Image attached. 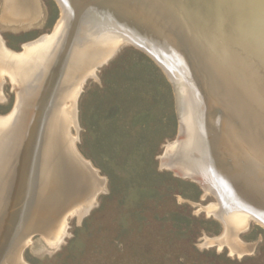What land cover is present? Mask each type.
I'll use <instances>...</instances> for the list:
<instances>
[{"label": "rangeland", "instance_id": "1", "mask_svg": "<svg viewBox=\"0 0 264 264\" xmlns=\"http://www.w3.org/2000/svg\"><path fill=\"white\" fill-rule=\"evenodd\" d=\"M38 4V20L28 27L6 23L2 18L5 0H0V36L10 51L22 54L26 44L59 28L64 18L60 2L38 0ZM92 27L91 35L98 37L97 27ZM82 28L71 30L72 37L61 40L62 46L76 49L80 40L87 38L88 27ZM121 32L122 38L131 39L128 28ZM125 40L83 84L76 101L78 130L70 128L76 140L75 152L103 183L94 200L96 205L78 214L81 206L76 205L80 202L70 204L76 207L65 216L67 231L59 246L44 236L42 230L60 204L50 136L47 153L44 149L39 161L35 158L39 163L46 155L44 176L33 189L37 201L17 229V243L26 236L31 240L23 251L24 260L27 264H264V226L250 219L246 229H235L226 215L235 220L250 213L234 204H220L212 189L191 179L196 174L182 177L175 173L181 170L170 158L179 162L182 157L190 166L194 163L187 150L170 151L182 140L172 80L159 60ZM167 52L164 62L174 64ZM4 80L0 117L7 118L14 114L22 95L24 98L26 93L27 100L33 95L26 86L15 85L7 74ZM17 129L10 136L5 133L8 129L3 132L4 148L17 146ZM235 179L239 184V178ZM85 187L80 200L92 193L90 183ZM223 190L248 204L242 191ZM55 236L53 233L49 238Z\"/></svg>", "mask_w": 264, "mask_h": 264}, {"label": "bare ground", "instance_id": "2", "mask_svg": "<svg viewBox=\"0 0 264 264\" xmlns=\"http://www.w3.org/2000/svg\"><path fill=\"white\" fill-rule=\"evenodd\" d=\"M58 1L64 13L59 28L57 27L58 29L50 36L46 35L36 42L26 44L23 47L24 53L18 54L10 51L0 36V101L3 99L1 87L6 74L11 77L15 85L20 84L23 88L26 86L28 94L33 95L27 100L25 93L24 98L23 95L21 96L14 114L7 118L0 117V264H27L23 257V251L31 243L30 236L24 237V240L22 239L17 243L19 237H16L18 234L17 229L27 218L28 210L33 209L37 201L33 189H35L34 184L39 182L41 175L44 176L45 153V157L40 161L41 163H36V159L39 161L44 149L47 153V141H49L50 136L53 145L52 157L55 159L56 167L53 170L55 171L53 178L56 180L57 176L59 179L60 204L54 215L49 218L47 225L45 224L42 233L48 237L49 242L59 246L66 235L65 216H67L69 210L80 205L79 214L84 210L89 211L93 205H96L94 200L98 191L103 189V183L90 164L75 152L74 144L76 140L73 135L74 138L70 135V128L74 126L78 130L79 125L77 126L75 119L76 101L83 84L95 74L98 67L108 61L118 50V47H121L122 42L125 40L121 36V31H126L127 28L131 31L127 35L132 36L128 40L142 43L147 52L165 66L173 83L176 108L182 127L180 137L182 140L180 139L178 145L171 147L170 151L179 148L182 153L187 150L191 154L194 164L193 166L187 165V161L184 162L185 160L182 157L179 162L177 158H170V163H175L174 167L176 166L185 174H196L195 176L204 181L208 189H212L217 194L220 204H234L240 207L238 209L242 212L250 213L235 220H230V214L226 215L228 216V222L235 229L238 228L239 231L246 229L250 219L264 226L256 218L258 217L264 221V207L261 204V198H259V188L254 185L252 177L244 173L238 160L233 161L235 164L233 168H236V170L223 164H218V167L207 159L210 150L198 149L199 146L195 143L196 135L194 132L198 127L201 115L196 106V98L198 99V97H196L193 88V76L188 65L178 56L177 51L180 49L176 51L170 44L158 40L155 36H147L145 30L135 26L138 28L136 29L129 22L127 23L128 20L120 14L122 12L116 15L115 7L117 6L110 4L109 0L96 3L82 15L79 26L81 28L83 25L88 27L85 28L86 32L88 31L87 38L81 39L76 49L74 47L72 49L71 47H64L61 40L67 38L68 41L73 35L72 31L77 26L73 24V18L75 21L79 20L82 9L94 0ZM188 1L198 9L200 8L197 3L201 2L200 4H203L202 2H204L203 0ZM39 5L38 0H5L2 18L6 23L20 26L26 24L31 27L38 20ZM217 18H219V22L214 23L216 26L221 24L220 17ZM93 22L96 24H92ZM94 25L95 27H92ZM90 27H97L98 37L91 35ZM229 27L231 28V26ZM70 31L72 33L68 36ZM245 33L249 34V29ZM135 35L137 36L136 40L133 39L136 37ZM100 39L102 43L98 42ZM128 40H125L126 43H128ZM232 40L235 41L234 36ZM229 47H231V44H228ZM95 49L97 50L95 51L96 54H93ZM167 51L170 52L169 58L172 57L175 61L174 64L169 65L164 62ZM73 53H76V55ZM226 53L229 57L230 53ZM17 66H20L21 70H17ZM231 69L234 70V67L232 66ZM229 72L233 74V71L229 70ZM16 127H18L17 132L20 131L19 138H17L19 143L13 149L11 147L4 148V135H9L10 132L13 135ZM6 129H8V133L5 132ZM220 134H223L222 131H220ZM223 142L224 140H222ZM227 148L231 150L230 146ZM231 151L234 156L238 155V152L234 149ZM201 153L205 154L202 155ZM34 154L36 157H34ZM214 176L223 177L221 185L215 181ZM235 178H239L241 182L239 181V184H236ZM54 180H52L53 184ZM89 183L92 185V193L88 199L80 200L86 189L85 186ZM222 186L242 191L248 204L234 196L231 191L229 194V191L223 190ZM78 201L80 203L76 206H70L71 203H77ZM6 205L8 209L6 208L7 210L3 211ZM53 233L56 236L50 239L49 236Z\"/></svg>", "mask_w": 264, "mask_h": 264}, {"label": "water", "instance_id": "3", "mask_svg": "<svg viewBox=\"0 0 264 264\" xmlns=\"http://www.w3.org/2000/svg\"><path fill=\"white\" fill-rule=\"evenodd\" d=\"M102 1L106 0L86 5L73 24L78 26L82 15ZM109 1L127 23L182 51H177L178 56L191 70L201 115L194 132L198 149L210 150L207 159L217 166L236 170L233 161L238 160L258 186L264 207V0H203V4L197 3L200 9L188 0ZM218 16L221 24L216 26ZM134 44L145 49L140 42ZM228 146L238 155L231 154ZM175 173L189 176L178 170ZM213 178L220 185L223 182V177ZM191 179L205 187L196 176Z\"/></svg>", "mask_w": 264, "mask_h": 264}]
</instances>
